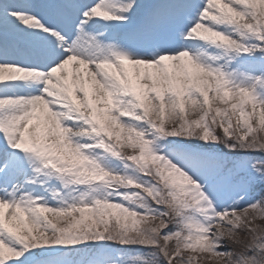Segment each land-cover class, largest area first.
Wrapping results in <instances>:
<instances>
[{
  "label": "snow or ice",
  "instance_id": "snow-or-ice-1",
  "mask_svg": "<svg viewBox=\"0 0 264 264\" xmlns=\"http://www.w3.org/2000/svg\"><path fill=\"white\" fill-rule=\"evenodd\" d=\"M0 264H264V0H0Z\"/></svg>",
  "mask_w": 264,
  "mask_h": 264
}]
</instances>
